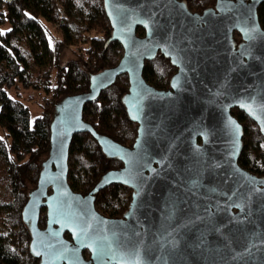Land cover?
Here are the masks:
<instances>
[{"label":"water","instance_id":"95a60500","mask_svg":"<svg viewBox=\"0 0 264 264\" xmlns=\"http://www.w3.org/2000/svg\"><path fill=\"white\" fill-rule=\"evenodd\" d=\"M103 1L122 57L53 111L50 150L23 208L32 255L39 264H264V178L238 165L242 126L231 114L243 111L264 136V0H216L201 14L182 0ZM160 53L176 67L169 89L142 76ZM121 74L125 110L138 126L131 147L83 120L86 103ZM78 133L122 163L87 194L67 178ZM114 183L133 193L123 216L110 218L95 209V195Z\"/></svg>","mask_w":264,"mask_h":264},{"label":"trees","instance_id":"16d2710c","mask_svg":"<svg viewBox=\"0 0 264 264\" xmlns=\"http://www.w3.org/2000/svg\"><path fill=\"white\" fill-rule=\"evenodd\" d=\"M182 1L199 14L216 2ZM258 16L264 29V3ZM6 22L9 29L0 28V125L7 137H0V264H39L40 259L30 251L31 234L23 208L50 150L53 111L64 96L85 92L90 76L117 65L123 49L112 39L103 0H0V27ZM136 33L145 34L140 27ZM235 39L240 40L237 33ZM72 47L79 59L62 62L61 51ZM144 65L142 76L149 85L158 90L170 88L176 67L168 58L160 53ZM19 89L42 94L41 112L32 124ZM128 89V77L121 74L96 100L86 103L82 112L83 120L100 136L131 147L138 126L129 120L123 103ZM32 98L30 95L28 100ZM231 114L242 126L238 165L264 178V136L243 111L233 108ZM68 156V183L83 194L89 193L104 173L122 166L118 157L107 153L89 133L73 136ZM132 193L124 184L106 186L95 195V209L110 218L122 217ZM45 221L42 208L38 223L44 227ZM82 254L89 258L86 250Z\"/></svg>","mask_w":264,"mask_h":264},{"label":"rangeland","instance_id":"374dc122","mask_svg":"<svg viewBox=\"0 0 264 264\" xmlns=\"http://www.w3.org/2000/svg\"><path fill=\"white\" fill-rule=\"evenodd\" d=\"M1 30L6 31L7 29H9V23L6 22L5 25L0 27ZM56 26H53V29H55ZM74 47H72V49L69 48H65L61 51L60 54V58L62 60V62L68 61V60H73V59H79L77 53L75 52ZM78 49L80 50L81 48L78 47ZM19 93H21V97H22V101L23 103H25L29 109V114H30V123L32 124V122L34 121V119L40 115L39 113L41 112V102H42V94H37L36 92H32L29 90H24V89H19L18 91ZM12 93V91H11ZM31 96H33V98L31 100H28V98ZM44 96V95H43ZM6 131L5 128L3 126L0 125V137H5ZM1 227V226H0Z\"/></svg>","mask_w":264,"mask_h":264},{"label":"flooded vegetation","instance_id":"af4514ba","mask_svg":"<svg viewBox=\"0 0 264 264\" xmlns=\"http://www.w3.org/2000/svg\"><path fill=\"white\" fill-rule=\"evenodd\" d=\"M260 7V6H259ZM259 7H258V10H259ZM258 10H257V16H258ZM259 23H260V17H259ZM260 26H261V24H260Z\"/></svg>","mask_w":264,"mask_h":264}]
</instances>
